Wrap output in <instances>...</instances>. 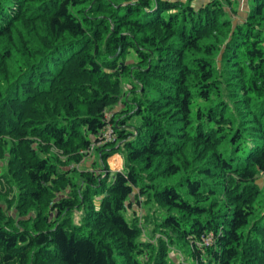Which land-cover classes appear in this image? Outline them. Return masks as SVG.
I'll use <instances>...</instances> for the list:
<instances>
[{
  "label": "trees",
  "instance_id": "1",
  "mask_svg": "<svg viewBox=\"0 0 264 264\" xmlns=\"http://www.w3.org/2000/svg\"><path fill=\"white\" fill-rule=\"evenodd\" d=\"M193 1L0 0V264H264V0Z\"/></svg>",
  "mask_w": 264,
  "mask_h": 264
},
{
  "label": "rangeland",
  "instance_id": "2",
  "mask_svg": "<svg viewBox=\"0 0 264 264\" xmlns=\"http://www.w3.org/2000/svg\"><path fill=\"white\" fill-rule=\"evenodd\" d=\"M207 1H209V0H207ZM238 1L239 2L233 1V5L238 8L237 13L233 14V16L235 18L234 20H236V18L238 20L239 18H241V16L246 17V15H247L246 12L250 9L249 8L250 0L249 1L248 0H238ZM200 3L201 2L198 0L193 1L194 6H199ZM129 61H132L131 57H129ZM123 86H124V88L128 87L129 82L124 81ZM117 110H119V107L117 108ZM111 117H112V113H111V115L110 114L108 115L107 129L112 128V123L110 121ZM107 129H105V130H107ZM99 138H102V135ZM111 139H113L112 136H104L102 140H103V143H105ZM96 146L97 145H95V143H94L91 147V150H89L88 152L84 151L85 155H84V158L82 159V161L79 162L80 164L72 162V165H73L72 167H74V165H75L76 168H78L79 170H82L85 167L84 164L91 166V164L94 162V160H97V161L99 160V162H100V156H99L98 150H96ZM16 148H18V146L16 143L14 144V139L11 136L7 137L6 144H4L3 148H0V156L3 154L1 157V161H0V175H3V173L5 174L6 172H8V174H13L14 169H16V171H17L16 164H14L12 162L13 158L15 156ZM106 160H107L106 170L108 172H110L111 174H114L118 171L124 170L125 157H124L122 152L117 151V152L109 155ZM97 171L100 173L101 172H103V173L107 172V171H105V169H104V171L101 169H98ZM73 176H75L77 178V180L79 182H81V177L79 175L75 174ZM1 182H3V184L5 185V186L0 185V212H2L3 215L5 216L4 220L8 219V220H11L12 222L15 223V222H18L20 219H23V218L29 219L30 217L36 216L37 210L33 209L32 207H25V206L19 205L20 204V199H19L20 190L17 187V185L14 184V185L10 186V184L8 182H6V179H3V178H1ZM58 199H59V197H56L55 201ZM141 199H142V201H145L147 199V197L142 196ZM43 210L44 211L47 210V207H44ZM55 214H56V211L54 210L53 214L51 213L50 216L54 217ZM84 214H86V211L84 209L75 208V210L71 214V217L73 218V220H75L74 222H78L83 218ZM141 219H142V217H141ZM146 231L148 232V234L146 232L145 236L147 235L149 237L152 234V230L148 229ZM145 236H144V238H145ZM209 240H210L209 238H206L205 243L207 244V242ZM199 245H201V244H199ZM171 254L176 255V253L173 251L171 252ZM179 255H180V253H179ZM187 264H196V263H194L192 261H190V262L187 261Z\"/></svg>",
  "mask_w": 264,
  "mask_h": 264
},
{
  "label": "built area",
  "instance_id": "3",
  "mask_svg": "<svg viewBox=\"0 0 264 264\" xmlns=\"http://www.w3.org/2000/svg\"><path fill=\"white\" fill-rule=\"evenodd\" d=\"M112 134H113V128H108L105 132H104V134L102 135V138H101V143L103 142V137L104 136H112Z\"/></svg>",
  "mask_w": 264,
  "mask_h": 264
},
{
  "label": "crops",
  "instance_id": "4",
  "mask_svg": "<svg viewBox=\"0 0 264 264\" xmlns=\"http://www.w3.org/2000/svg\"><path fill=\"white\" fill-rule=\"evenodd\" d=\"M198 1H200L201 3H200V5L202 4V3H205V2H207V0H198ZM199 5V6H200Z\"/></svg>",
  "mask_w": 264,
  "mask_h": 264
}]
</instances>
